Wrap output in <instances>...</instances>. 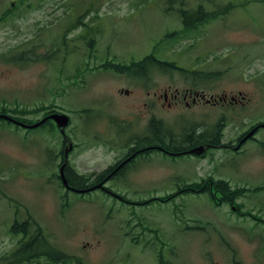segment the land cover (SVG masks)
Wrapping results in <instances>:
<instances>
[{
    "label": "rangeland",
    "instance_id": "374dc122",
    "mask_svg": "<svg viewBox=\"0 0 264 264\" xmlns=\"http://www.w3.org/2000/svg\"><path fill=\"white\" fill-rule=\"evenodd\" d=\"M22 1L0 0V110L19 111L20 119L29 120L42 116L38 107L67 113V134L78 145L71 164L80 173L101 171L114 156L102 146L90 147L91 136L105 140L107 123L100 116L85 124L88 130L94 125L91 133L79 128L82 107L125 118L130 137L143 136L147 121L161 118L189 120L196 131L222 130V140L236 144L256 123L264 124V0H203L208 11L224 13L187 33V40L180 36L184 24L177 0ZM199 1L185 3L193 7ZM231 2L235 7L225 9ZM32 38L42 41L35 43V53ZM89 40L95 44L92 59ZM156 46L158 59L198 69V76L187 80L177 71H153L139 80L96 69L102 62L140 61ZM27 52L42 61L22 64ZM205 76L210 79L202 81ZM187 86L239 99L225 106L205 101L190 107L181 102L179 109L153 106L154 94ZM121 87L130 91L122 98L116 95ZM220 120L225 126L218 127ZM57 137L42 127L0 120V259L6 257L0 264H9L8 255L30 238L13 232L14 223L42 233L68 257L55 263L42 258L45 264H157V256L168 264H264V126L257 141L238 153L216 150L204 159H161L162 165L152 157L141 161L109 184L127 203L98 191L66 194L50 175ZM208 180L227 182L236 195L223 199L234 201L222 205L225 200L215 194L214 205L207 193L178 191ZM169 195L177 196L160 201Z\"/></svg>",
    "mask_w": 264,
    "mask_h": 264
},
{
    "label": "flooded vegetation",
    "instance_id": "af4514ba",
    "mask_svg": "<svg viewBox=\"0 0 264 264\" xmlns=\"http://www.w3.org/2000/svg\"><path fill=\"white\" fill-rule=\"evenodd\" d=\"M31 52H33V50H31ZM122 76L125 77V72L122 73ZM116 95L120 98L125 97V87L119 88ZM148 95H150L149 92ZM157 96L159 99H157ZM207 96L208 94L203 89L185 87L179 90L178 88H174L165 90L159 95L157 93L154 94L152 104L154 107L166 106L169 108H177L178 104L181 102L183 105L190 106V101L196 104L205 100ZM211 96L212 94H209L208 98L212 99ZM110 97L114 102L115 99L112 96ZM218 98L219 101L214 97L212 100L208 99L206 103L236 102L235 97H228L226 93L221 94ZM102 112L103 110L101 109L85 108L78 114V127L89 131V133H91L90 129L94 125L88 130L85 124L92 121L97 122L99 119L98 116L100 115L102 120H106L107 130L105 133V140H98L100 137L99 135L91 136L90 147L93 146V144H95V147L102 146L105 148L107 154L114 155L111 161L105 162V167L101 171H96L89 175L80 173L75 166L71 164V156L78 148V145L74 144L71 137L67 134V129L62 131L57 127L56 121L52 118L55 114L62 113L59 107L58 109H45L43 113L42 119L45 118V120L41 127L48 130V135L56 132L58 136L57 143H54L56 149L58 148V152L53 155L54 158L50 159L51 166H53H50V175L58 178L57 181L66 191V194L75 193L76 191H86V194H91L98 191L114 197L120 202L126 203L127 201L123 197L115 194V189L109 184L110 182L114 183L117 179H121L125 173L128 172L127 170L135 168L136 164L139 163L140 166L141 161L146 162L150 157H153L155 159H160L158 163L161 164V159L163 158L165 161H174L177 160V158L188 156L196 159H204L206 154L208 156L212 151L223 149L239 152L236 144L222 143L220 130L212 135L209 134V130L204 131V129H199L196 131V129H192L195 126H188L189 120H173L169 122L158 118H151L147 121L144 130L140 132L143 136L130 137L126 129H130V126L125 125V118H121V120L117 118L113 119L115 115L109 113L102 114ZM167 123L173 125L174 128H181L182 130L180 132H173L171 129V134H167L162 128V125L163 127H170L166 125ZM110 130H112L111 135L109 133ZM125 133L127 134L126 137ZM51 137L54 139L55 135ZM201 146L205 147V152L202 155L198 156L195 153L192 154V150ZM63 178L67 183L66 185L63 183ZM173 184L176 185V187L181 186L177 183ZM185 185L188 186L192 184L186 183ZM212 186H214V183ZM114 187L116 188V182ZM162 263L168 264V262L163 261V259L162 261L160 260V264Z\"/></svg>",
    "mask_w": 264,
    "mask_h": 264
},
{
    "label": "trees",
    "instance_id": "16d2710c",
    "mask_svg": "<svg viewBox=\"0 0 264 264\" xmlns=\"http://www.w3.org/2000/svg\"><path fill=\"white\" fill-rule=\"evenodd\" d=\"M25 2V1H24ZM177 2L180 4L179 7V14L181 16V19L184 24V29L191 30L196 28L198 25L202 24L205 21L211 20V19H217L220 16V13H218L220 10H211L208 11L207 8V2L200 0L198 4L194 5L193 7L189 6L188 3H185V0H177ZM206 2V3H205ZM211 5V4H210ZM215 8V7H214ZM5 17V15H4ZM155 57L153 55L147 56L144 60L138 63H132L129 68L131 71L133 70H141L143 67H147L150 64H153L155 62ZM157 65L160 67L162 66L164 69H170L171 67H174V64H165L162 62L157 63ZM170 67H169V66ZM209 181V180H208ZM205 181L203 184L201 183H194L192 185H184L181 189H179V193L181 191L180 195H183L185 193H207L212 201H215V194L217 196L221 195V200H225V202H232L233 200L228 201L230 197L227 196V199L225 198L226 195H231L232 197L236 195V193H230L229 186L226 182L220 181L217 182L213 189L209 186L212 185V181ZM208 182V184H206ZM206 184V186H205ZM177 191V193H178ZM178 193V194H179ZM179 195V196H180ZM176 195H169L165 197L164 201H170L172 200ZM16 226L13 227V230L15 232H21L24 235H28L30 238L28 241H25L23 244L20 245L19 248L12 251L9 257V264H45L41 260L44 258L46 262L48 263H55V262H64L68 260V257L58 251L52 246L47 244L48 241L45 237H43L40 233L31 234V231H27L25 228L21 230H16ZM6 257H2L0 259V262H5ZM8 264V263H7Z\"/></svg>",
    "mask_w": 264,
    "mask_h": 264
},
{
    "label": "water",
    "instance_id": "95a60500",
    "mask_svg": "<svg viewBox=\"0 0 264 264\" xmlns=\"http://www.w3.org/2000/svg\"><path fill=\"white\" fill-rule=\"evenodd\" d=\"M58 122L59 127L65 128L68 124V117L65 115H56L54 116ZM196 152L200 153L203 151V148H199L195 150ZM66 183V181H64Z\"/></svg>",
    "mask_w": 264,
    "mask_h": 264
}]
</instances>
